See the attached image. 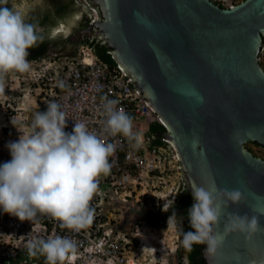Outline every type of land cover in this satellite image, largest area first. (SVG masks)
<instances>
[{
    "label": "water",
    "instance_id": "water-1",
    "mask_svg": "<svg viewBox=\"0 0 264 264\" xmlns=\"http://www.w3.org/2000/svg\"><path fill=\"white\" fill-rule=\"evenodd\" d=\"M92 3L87 30L166 124L210 225L207 264H264V159L245 146H264V0Z\"/></svg>",
    "mask_w": 264,
    "mask_h": 264
},
{
    "label": "built area",
    "instance_id": "built-area-1",
    "mask_svg": "<svg viewBox=\"0 0 264 264\" xmlns=\"http://www.w3.org/2000/svg\"><path fill=\"white\" fill-rule=\"evenodd\" d=\"M22 69L40 113L15 176L0 182L6 264L19 251L28 259L17 264H38L32 257L40 252L49 256L43 264H138L128 245L136 231L124 229L145 218L135 214L127 222L121 205L146 214L186 185L163 138L167 129L158 136L169 149L150 147V125L166 124L118 63L103 62L87 46L75 56L25 60Z\"/></svg>",
    "mask_w": 264,
    "mask_h": 264
},
{
    "label": "trees",
    "instance_id": "trees-1",
    "mask_svg": "<svg viewBox=\"0 0 264 264\" xmlns=\"http://www.w3.org/2000/svg\"><path fill=\"white\" fill-rule=\"evenodd\" d=\"M90 7L101 15L92 0H0V43L10 52L18 50L20 56L27 60L46 57L50 52L56 54L53 56L55 59L74 56L79 46H87L103 62L116 65L109 45L87 30L92 23ZM262 42L264 44V37ZM165 132L166 128L159 123L150 125L148 135L156 136L150 143L151 148L169 149L158 136ZM252 144L264 148L257 142ZM176 196L173 208L178 214H173L172 209L168 213L159 208L147 211L145 218L153 224L151 219L173 215L182 228L178 232L182 240L178 248L181 260L186 264H207L202 249L210 234L209 222L199 206L193 204L196 198L187 192V185ZM32 258L43 264L49 256L40 252ZM24 259H28L26 252L19 251L15 258H9V263L17 264Z\"/></svg>",
    "mask_w": 264,
    "mask_h": 264
},
{
    "label": "rangeland",
    "instance_id": "rangeland-1",
    "mask_svg": "<svg viewBox=\"0 0 264 264\" xmlns=\"http://www.w3.org/2000/svg\"><path fill=\"white\" fill-rule=\"evenodd\" d=\"M241 0H238V3ZM94 15V20H99V14ZM97 15V16H96ZM93 22V21H92ZM79 46L78 49H80ZM51 55V56H50ZM56 54H49L46 58H53ZM25 59L19 53L10 52L0 45V182L8 184L15 176L12 161H16L30 140V129L37 119L38 99L34 93L33 85L30 87L26 74L22 69ZM259 63L264 68V44L259 52ZM251 152L264 159V148L252 143H245ZM180 177L183 176L180 167ZM172 196L164 200L165 207ZM125 209V217L133 220L135 214H141L143 210L132 204L121 205ZM143 208V207H142ZM121 209V213L123 210ZM127 232L136 231L138 240H130V256L137 258L138 264H186L178 254L181 237L178 234L174 222H167L157 228L149 224L132 223ZM8 236L0 235V252L8 250ZM9 245V244H8Z\"/></svg>",
    "mask_w": 264,
    "mask_h": 264
},
{
    "label": "flooded vegetation",
    "instance_id": "flooded-vegetation-1",
    "mask_svg": "<svg viewBox=\"0 0 264 264\" xmlns=\"http://www.w3.org/2000/svg\"><path fill=\"white\" fill-rule=\"evenodd\" d=\"M238 1V0H237ZM241 1H243V0H241ZM225 8V7H224ZM187 192H190V193H192V191L191 190H189L188 189V187H187ZM175 199H177V196H176V194L175 195H173L172 196V199L170 200V202H169V204L167 205V207H163L162 206V210L163 211H165V212H168L169 213V211L172 209V213L173 214H178V212H177V210L176 209H174L173 208V205H175L176 204V202H175ZM175 203V204H174ZM193 204L194 205H197V206H199L198 205V201L197 200H195L194 202H193ZM183 205V204H182ZM200 208V207H199ZM178 211H180L181 213L183 212V210L182 209H178ZM203 212V211H202ZM175 214V215H176ZM204 214V213H203ZM206 216V215H205ZM178 217V216H177ZM175 217L172 215V216H161V217H157L156 219H151V221H152V223H153V225H161V224H164V223H167L168 221L169 222H174L175 223V226H176V229H177V231L179 232V230L181 231L182 230V228H181V226H179V224H177V222H175ZM181 220V219H180ZM179 226V228H178V226ZM181 237V236H180ZM182 241V240H181ZM204 243H205V241H204ZM204 249V248H203ZM203 249H202V252H203Z\"/></svg>",
    "mask_w": 264,
    "mask_h": 264
},
{
    "label": "clouds",
    "instance_id": "clouds-1",
    "mask_svg": "<svg viewBox=\"0 0 264 264\" xmlns=\"http://www.w3.org/2000/svg\"><path fill=\"white\" fill-rule=\"evenodd\" d=\"M213 1V0H212ZM216 3V2H215ZM220 6V5H219ZM221 7V6H220ZM224 8V7H223ZM79 50V49H78ZM78 52V51H77ZM77 54V53H76ZM75 56V55H74ZM43 58H46V57H43ZM41 59V58H40ZM25 60H27V59H25ZM20 157V156H19ZM19 157H17V159L19 158ZM17 159H16V161H12V165L14 166L13 168V173L15 174V170H16V168H17V166H19L18 164H19V161H17ZM21 160H24V161H26L27 159L26 158H22ZM15 163V164H14ZM185 181V180H184ZM186 183V182H185ZM178 191H176L173 195H175L176 193H177ZM163 204H162V206L164 207L165 206V204H164V201L162 202ZM162 206L160 207V209H162ZM123 211L125 210V209H122ZM124 215H125V211H124ZM140 216H143L144 218L146 217L145 215L146 214H144V212H142L141 214H139ZM145 220V222L147 223V224H149V226H151V227H154V228H157L158 227V225H153V224H150L147 220H146V218L144 219ZM126 221L127 222H132V220H129V219H127L126 218ZM124 226L125 227H128L129 225L127 224V225H125L124 224ZM130 227V226H129ZM5 231H7V229L5 228ZM1 234H3V230H0V235ZM137 238H139V237H136V236H134L131 240H138ZM3 252V251H2ZM2 252H0V263L1 264H6V262H4L3 263V260H6L5 258H3V255H2Z\"/></svg>",
    "mask_w": 264,
    "mask_h": 264
},
{
    "label": "bare ground",
    "instance_id": "bare-ground-1",
    "mask_svg": "<svg viewBox=\"0 0 264 264\" xmlns=\"http://www.w3.org/2000/svg\"><path fill=\"white\" fill-rule=\"evenodd\" d=\"M162 196H163V197H165V196H166V194H163Z\"/></svg>",
    "mask_w": 264,
    "mask_h": 264
}]
</instances>
